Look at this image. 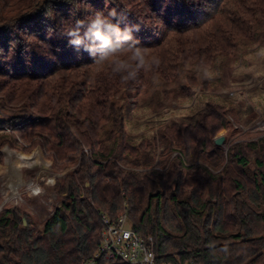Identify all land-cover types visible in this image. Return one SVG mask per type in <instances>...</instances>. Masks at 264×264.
<instances>
[{
	"label": "trees",
	"instance_id": "obj_1",
	"mask_svg": "<svg viewBox=\"0 0 264 264\" xmlns=\"http://www.w3.org/2000/svg\"><path fill=\"white\" fill-rule=\"evenodd\" d=\"M111 8L158 61L127 82L66 35ZM263 26L264 0H0V149L18 134L74 167L41 232L19 208L0 211V264H85L102 214L151 235L158 262L264 264V136L226 155L212 139L230 112L247 126L255 109L205 92L221 81L208 66ZM142 88L139 104L128 93ZM148 96L193 102L171 117Z\"/></svg>",
	"mask_w": 264,
	"mask_h": 264
},
{
	"label": "rangeland",
	"instance_id": "obj_2",
	"mask_svg": "<svg viewBox=\"0 0 264 264\" xmlns=\"http://www.w3.org/2000/svg\"><path fill=\"white\" fill-rule=\"evenodd\" d=\"M261 30L262 32H259L261 35L256 38L247 39L245 37L236 51L228 49V55L223 56V64L211 63L212 68L208 66V74L220 75L221 81L216 87L209 86L205 90L206 93L227 96L240 104L249 103L255 109V117L249 125L239 123L236 120L237 115L230 112L227 116L229 120L227 127L212 135L213 140L219 136L223 137L219 146L225 155L228 149L236 143L257 140L264 136V114L262 113L264 106V26ZM220 65H222L221 68ZM139 91L141 94L135 91L128 94L135 96L134 101L140 104L145 100L146 95L142 94L146 92L143 88ZM197 91V93L201 92ZM154 96L147 98L157 107V99H154ZM201 101H205V98ZM192 102L193 100L189 99L183 102L171 99L165 101L163 105H158L157 108L168 115L170 113L171 117H176L184 114L185 108L189 107ZM0 113H2L1 110ZM7 126L8 124L3 125L0 121V129L4 128L6 133H10L9 126ZM12 135L13 140L16 141L15 144L13 146L5 144L0 149V211L4 208H19L33 224L34 234H37L43 230L45 221L62 200L56 192L57 185L64 183L66 174L74 167L60 169L51 158L42 155L38 147L29 148V145L18 134L14 136L12 133ZM84 152L89 153V150L84 148ZM194 166L195 163L192 167Z\"/></svg>",
	"mask_w": 264,
	"mask_h": 264
},
{
	"label": "clouds",
	"instance_id": "obj_3",
	"mask_svg": "<svg viewBox=\"0 0 264 264\" xmlns=\"http://www.w3.org/2000/svg\"><path fill=\"white\" fill-rule=\"evenodd\" d=\"M140 31L138 24L121 26L116 8H111L105 15L96 12L88 20H76L66 35L69 44L76 49H83L95 65L108 64L111 72L119 74L123 82L133 80L141 70H150L158 63L149 59L148 48L134 35ZM147 264H154V256H146Z\"/></svg>",
	"mask_w": 264,
	"mask_h": 264
},
{
	"label": "built area",
	"instance_id": "obj_4",
	"mask_svg": "<svg viewBox=\"0 0 264 264\" xmlns=\"http://www.w3.org/2000/svg\"><path fill=\"white\" fill-rule=\"evenodd\" d=\"M101 220L103 227L100 233V243L93 256L85 264H94L96 259L100 258L125 264H147L146 256L149 253L154 256V264H175L157 261L153 237L134 231L126 214L116 219H110L102 214ZM184 264L195 263L186 262Z\"/></svg>",
	"mask_w": 264,
	"mask_h": 264
},
{
	"label": "water",
	"instance_id": "obj_5",
	"mask_svg": "<svg viewBox=\"0 0 264 264\" xmlns=\"http://www.w3.org/2000/svg\"><path fill=\"white\" fill-rule=\"evenodd\" d=\"M223 141V137L222 136H219V137H216L214 139V143L217 144V145H220Z\"/></svg>",
	"mask_w": 264,
	"mask_h": 264
}]
</instances>
